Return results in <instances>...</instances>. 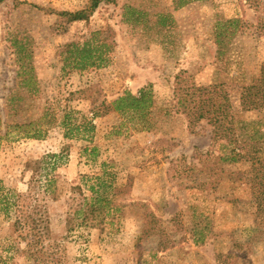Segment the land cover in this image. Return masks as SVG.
Masks as SVG:
<instances>
[{
	"label": "rangeland",
	"instance_id": "1",
	"mask_svg": "<svg viewBox=\"0 0 264 264\" xmlns=\"http://www.w3.org/2000/svg\"><path fill=\"white\" fill-rule=\"evenodd\" d=\"M186 2H103L77 22L63 14L89 0L0 2V264H264L250 165L223 162L207 122L191 132L174 92L182 72L232 94L259 74L264 0ZM100 32L106 65L65 69L68 46ZM149 86L148 110L98 109ZM91 198L104 209L84 222ZM20 210L47 220L40 246Z\"/></svg>",
	"mask_w": 264,
	"mask_h": 264
},
{
	"label": "trees",
	"instance_id": "2",
	"mask_svg": "<svg viewBox=\"0 0 264 264\" xmlns=\"http://www.w3.org/2000/svg\"><path fill=\"white\" fill-rule=\"evenodd\" d=\"M2 1L4 0H0V2ZM113 1L89 0L87 9L75 13H64L63 15L68 16L71 22L84 21L103 2ZM193 1L198 0H188L186 4ZM230 23L234 24L236 21H231ZM96 37L100 39L98 40L99 44L94 43ZM92 40L94 44L91 41H86L80 47L76 46V44L68 46V56L64 61L65 69L75 67L87 70L106 65L107 58L105 53L111 50L113 42H109L110 40L105 37L103 32L95 33L92 36ZM187 79L188 77L184 72L176 77L174 92L178 97L179 113L185 116L189 130L193 133L200 123L207 122L212 128L211 139L213 143L224 142L220 144V149L223 152V157H221L223 162L231 165L240 163L250 165L252 177L249 178L247 184L253 191L256 204H258L259 208H263L261 214H264V131L260 129L261 126H264V123L259 122L255 126H252L255 122L243 124L241 121H237L236 115V112H264V63L261 65L259 74L253 77L250 83L239 86L240 92L238 94H232L225 83L197 86L194 83L188 85ZM115 105L117 106L115 107ZM152 107V86H149L143 88L137 96L127 93L124 97L109 105L102 103L98 109L104 111L127 109L140 112ZM148 114L149 112L146 111L143 117H147ZM65 123L69 131H72L73 128H71L69 121L66 120ZM83 126L88 132L96 129L95 125L89 121L84 122ZM250 128H252L253 132ZM97 203L99 204L100 201L95 198L86 199L77 211V214H82L85 217L86 220H83L84 222L89 217H96V212H103L104 207L99 206ZM20 217L25 218L24 223L20 220ZM18 219L16 222L17 230L28 231V237H31L30 233L35 235V240L29 246H40L44 240V233H46V230L49 231V225L44 226L47 220L45 219L44 221L41 218L36 220L32 214H28L25 210H20ZM262 225L264 226V223ZM71 229L70 226L69 233ZM25 253L30 254L31 257L36 256L29 250H26Z\"/></svg>",
	"mask_w": 264,
	"mask_h": 264
}]
</instances>
